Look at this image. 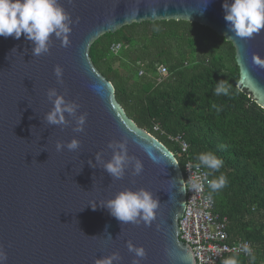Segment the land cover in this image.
I'll use <instances>...</instances> for the list:
<instances>
[{
	"label": "water",
	"instance_id": "95a60500",
	"mask_svg": "<svg viewBox=\"0 0 264 264\" xmlns=\"http://www.w3.org/2000/svg\"><path fill=\"white\" fill-rule=\"evenodd\" d=\"M230 2V0H229ZM71 16L69 44L54 36L50 51L32 55V42L0 36V248L7 264H194L190 249L178 239L184 192L177 159L161 142L127 117L112 84L91 65L90 44L106 32L140 21L182 19L197 22L229 41L234 48L237 87L264 109V29L251 39L227 33L225 0H59ZM16 49V51H12ZM63 69L62 83L54 74ZM56 88L80 107L87 121L74 132L75 121L50 125L53 107L47 90ZM76 151H57L58 142L73 138ZM109 142H126L128 155L142 161L143 172L131 167L112 179L96 162L112 158ZM152 158H150V155ZM156 161V162H154ZM177 164H173V163ZM130 188H144L159 200L150 226L123 224L103 206ZM111 237H110V236ZM143 247V258L128 244Z\"/></svg>",
	"mask_w": 264,
	"mask_h": 264
},
{
	"label": "trees",
	"instance_id": "16d2710c",
	"mask_svg": "<svg viewBox=\"0 0 264 264\" xmlns=\"http://www.w3.org/2000/svg\"><path fill=\"white\" fill-rule=\"evenodd\" d=\"M88 58L127 117L172 152L180 168L186 159L199 164L198 155L209 151L223 160L219 171L201 166L207 180L227 179L216 191L206 184L213 213L225 219L231 241L252 245L248 258L233 257L238 264H264V109L236 85L232 44L197 22L146 20L100 35ZM220 80L231 84L228 96L214 95ZM177 134L186 155L168 140Z\"/></svg>",
	"mask_w": 264,
	"mask_h": 264
},
{
	"label": "clouds",
	"instance_id": "9594fccd",
	"mask_svg": "<svg viewBox=\"0 0 264 264\" xmlns=\"http://www.w3.org/2000/svg\"><path fill=\"white\" fill-rule=\"evenodd\" d=\"M222 7L225 13L227 33L247 40L258 35L264 29V0H230V2L225 0ZM71 24L72 18L60 5L59 0H0V36L19 39L23 34L24 38L33 44V56L48 53L53 36L61 41L62 46L67 47ZM12 51H16V49ZM253 62L264 68V60L258 56L254 55ZM54 74L57 82L62 83L63 69L56 66ZM230 88V83L220 80L214 89V95L228 96ZM47 98L53 105L45 115L48 124L68 125L70 121L66 118L65 114H67L75 121L73 131L77 133L84 131L87 117L84 113L78 114L80 106L77 103L66 100L56 88L47 90ZM79 147L80 142L75 137L67 143L58 142L56 145L57 151H62L64 148L76 151ZM108 148L112 150V158L108 162H103L99 155L95 159L98 164H102L103 169L112 179H122L129 167L134 175H140L143 172L142 161L128 155L126 142H109ZM150 158H152L151 155ZM197 159L198 167L204 166L212 171H219L223 166V160L211 151L199 154ZM188 182H191L192 190L202 189L200 178L191 175L187 181L179 180L180 192L183 193L187 190ZM206 182L211 190L216 191L226 185L227 179L221 174L218 179L206 180ZM159 205L158 198H155L152 192L144 188L135 191L127 188L117 193L103 206L109 210L110 215L123 224H135L142 221L145 226H150L156 219ZM128 250L138 258H143L146 255L143 247H136L131 243L128 244ZM245 251L249 250L246 248ZM119 259L118 254L114 253L105 259L104 264H113V261L118 262ZM0 264H7V254L2 248H0ZM133 264H139V259H135ZM223 264H238V262L235 258H228L223 261Z\"/></svg>",
	"mask_w": 264,
	"mask_h": 264
},
{
	"label": "built area",
	"instance_id": "2783aa9c",
	"mask_svg": "<svg viewBox=\"0 0 264 264\" xmlns=\"http://www.w3.org/2000/svg\"><path fill=\"white\" fill-rule=\"evenodd\" d=\"M119 48L120 44L117 43L109 49L111 53H116ZM158 71L160 76L166 74L164 67H159ZM153 131H158V127L154 126ZM168 140L177 145L182 155H186L188 146L180 134L168 136ZM197 165L186 159L180 168L183 180L187 181L191 175L199 177L202 189L192 190L191 182L186 185L184 210L178 220L179 241L190 249L194 264H223L228 258H248L253 252L251 243L247 240H230L225 219L213 213V202L206 192V171ZM246 248L249 251H245Z\"/></svg>",
	"mask_w": 264,
	"mask_h": 264
}]
</instances>
